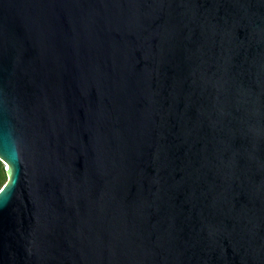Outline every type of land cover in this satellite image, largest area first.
Here are the masks:
<instances>
[{
    "label": "water",
    "instance_id": "95a60500",
    "mask_svg": "<svg viewBox=\"0 0 264 264\" xmlns=\"http://www.w3.org/2000/svg\"><path fill=\"white\" fill-rule=\"evenodd\" d=\"M0 264H264V0H0Z\"/></svg>",
    "mask_w": 264,
    "mask_h": 264
},
{
    "label": "trees",
    "instance_id": "16d2710c",
    "mask_svg": "<svg viewBox=\"0 0 264 264\" xmlns=\"http://www.w3.org/2000/svg\"><path fill=\"white\" fill-rule=\"evenodd\" d=\"M7 177L5 174L4 164L0 161V187L6 182Z\"/></svg>",
    "mask_w": 264,
    "mask_h": 264
},
{
    "label": "rangeland",
    "instance_id": "374dc122",
    "mask_svg": "<svg viewBox=\"0 0 264 264\" xmlns=\"http://www.w3.org/2000/svg\"><path fill=\"white\" fill-rule=\"evenodd\" d=\"M4 169H5V165H4Z\"/></svg>",
    "mask_w": 264,
    "mask_h": 264
}]
</instances>
